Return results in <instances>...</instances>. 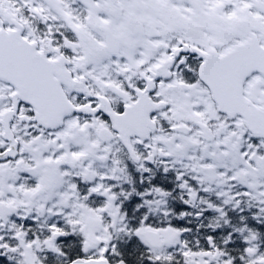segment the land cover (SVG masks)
Listing matches in <instances>:
<instances>
[{"label": "snow or ice", "instance_id": "1", "mask_svg": "<svg viewBox=\"0 0 264 264\" xmlns=\"http://www.w3.org/2000/svg\"><path fill=\"white\" fill-rule=\"evenodd\" d=\"M0 264H264V0H0Z\"/></svg>", "mask_w": 264, "mask_h": 264}]
</instances>
